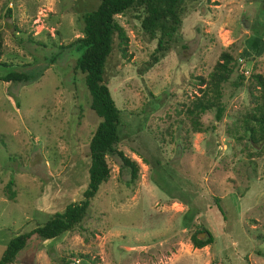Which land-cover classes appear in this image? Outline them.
Wrapping results in <instances>:
<instances>
[{"label":"rangeland","instance_id":"obj_1","mask_svg":"<svg viewBox=\"0 0 264 264\" xmlns=\"http://www.w3.org/2000/svg\"><path fill=\"white\" fill-rule=\"evenodd\" d=\"M96 2L0 0V77L40 71L30 83L0 81V255L86 186L98 118L73 70L77 51L67 46L81 35V4ZM135 14L116 16L127 47L122 56L114 40L104 77L120 111L116 149L136 162V177L129 182L128 169L107 157L109 177L80 223L54 239L31 237L12 264H264V146L249 158L230 132L253 105L249 75L264 82V0L186 4L169 50L151 67L155 40ZM222 51L242 61L244 84L223 90L219 121L207 110L199 116L204 131H193L185 110ZM202 229L211 243L192 248L190 236Z\"/></svg>","mask_w":264,"mask_h":264},{"label":"trees","instance_id":"obj_2","mask_svg":"<svg viewBox=\"0 0 264 264\" xmlns=\"http://www.w3.org/2000/svg\"><path fill=\"white\" fill-rule=\"evenodd\" d=\"M198 0H97L91 8L83 6L80 19L82 22L81 35L76 37L67 47L74 46L78 56L74 60L73 70L82 75L83 84L89 95V108L98 118L88 141L89 164L87 167V183L78 201L70 202L61 211L51 214L46 221L31 229L9 239L1 255L0 264L14 263L17 254L26 246L31 237L41 241L58 237L64 232L72 231L84 217L90 201L98 187L107 181L110 170L106 158L111 157L118 163L120 169H128L129 182H132L137 173L136 162L127 157L122 151L116 149L119 143L117 126L119 124V110L114 104L104 77V66L112 50L115 40L116 47L125 55L127 36L123 28L116 21V16L129 11L136 12L139 19V28L149 39L155 40V47L150 54L151 67L170 48V42L178 31L185 5ZM6 10V14H9ZM261 36V33H254ZM1 56V34H0ZM215 62L206 80L200 79L204 85L201 95L193 100L186 117L193 131H204L199 122L200 114L214 110V119L219 121L223 114V104L220 101L225 88L229 91L238 90L244 84V69L240 66L242 61L234 59L228 52L222 51ZM0 65L4 63L0 61ZM39 73H25L11 71L0 77L4 83H30L38 78ZM234 75V76H233ZM233 76V77H232ZM247 90L250 93L253 105L248 108L239 120H236L230 131L231 136L242 146L247 157H258L260 149L264 146V94L252 96L251 90L258 86L264 88L263 79L259 74L249 75ZM212 128V127H211ZM12 180L6 183L5 192L12 200L14 192L10 189ZM218 198H213L216 210L223 215L218 204ZM206 233L207 236L199 239L197 234ZM212 241L211 234L202 229L190 236L192 248H202ZM85 259V257H80ZM65 264L63 259L58 261ZM93 264V263H91Z\"/></svg>","mask_w":264,"mask_h":264},{"label":"water","instance_id":"obj_3","mask_svg":"<svg viewBox=\"0 0 264 264\" xmlns=\"http://www.w3.org/2000/svg\"><path fill=\"white\" fill-rule=\"evenodd\" d=\"M203 234H205V236H207V234H206V233H202V232H201V233H199L198 235H203Z\"/></svg>","mask_w":264,"mask_h":264}]
</instances>
